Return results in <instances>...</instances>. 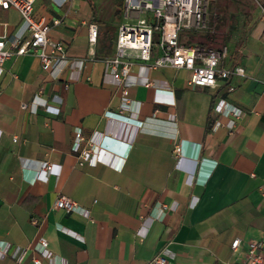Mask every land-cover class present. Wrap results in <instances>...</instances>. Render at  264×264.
I'll return each instance as SVG.
<instances>
[{
    "label": "crops",
    "instance_id": "obj_1",
    "mask_svg": "<svg viewBox=\"0 0 264 264\" xmlns=\"http://www.w3.org/2000/svg\"><path fill=\"white\" fill-rule=\"evenodd\" d=\"M33 13L64 45L67 63L56 76L32 54L0 67V264H148L156 255L169 264H240L245 242L264 243V0H209L200 32L212 48L227 46L224 66H242L244 77L193 87L186 70L163 67L146 87L134 71L136 120L104 117L120 104L103 60L129 21L123 1L37 0ZM2 36L29 37L14 9L0 7ZM154 88L171 91L173 104L155 103ZM219 99L241 114L216 113ZM76 129L81 148L90 141L101 150V163L79 165ZM45 162L54 167L44 181ZM59 196L76 209H54Z\"/></svg>",
    "mask_w": 264,
    "mask_h": 264
},
{
    "label": "built area",
    "instance_id": "obj_2",
    "mask_svg": "<svg viewBox=\"0 0 264 264\" xmlns=\"http://www.w3.org/2000/svg\"><path fill=\"white\" fill-rule=\"evenodd\" d=\"M37 0H0L2 9H14L20 17L24 30L29 37L23 41L19 38L12 40L0 37V67L4 61L12 57L25 54L35 55L44 71L51 74L59 73L67 63L65 48L61 42L48 37L51 26L34 17L33 9ZM209 0H123V14L129 20L118 27L115 42V54L112 58L103 60L105 72L108 73L113 84L119 89L120 104L117 113L106 112L104 117H125L136 120L140 103L129 97L130 83L128 79L143 71L142 85L153 87L149 73L154 69L170 67L183 69L189 73L187 84L193 87L215 88L218 81H227L231 76L244 77V68L240 65L225 67L228 57L227 46L219 49L200 45L187 44L181 40L184 33L203 32L208 27L206 18ZM58 20L53 21L57 25ZM157 32L158 40L154 41ZM97 27L89 25L88 41L91 46L96 43ZM55 73V76H56ZM233 86L228 90L232 91ZM157 104L170 105L173 100L169 98L171 91L154 88ZM159 94H165L167 99H160ZM50 110V107L46 108ZM57 110V109H56ZM214 111L219 114L241 113L235 109H228L223 99L214 105ZM129 113V116L124 115ZM141 125V122H140ZM84 141L81 130L76 129L72 143V150L78 153L79 165L88 163L96 165L101 163V150L88 142L86 148H81ZM180 146L174 152L179 155ZM53 165L42 163L38 178L47 179L53 172ZM264 195V188L261 190ZM77 203L67 197L59 196L53 203L54 209H63L71 212L76 209ZM165 208V207H163ZM35 222V220H33ZM241 245L240 239L231 242V250L236 253ZM47 242L41 239L39 247L43 251ZM0 247V256H1ZM46 253V251H45ZM264 261V243L261 240L245 242V251L240 264H262ZM38 264V260H34ZM148 264H169L162 255L154 256Z\"/></svg>",
    "mask_w": 264,
    "mask_h": 264
},
{
    "label": "rangeland",
    "instance_id": "obj_3",
    "mask_svg": "<svg viewBox=\"0 0 264 264\" xmlns=\"http://www.w3.org/2000/svg\"><path fill=\"white\" fill-rule=\"evenodd\" d=\"M117 1H119V0H117ZM118 17L119 18L117 19V23H118V21H121L122 22L124 20L122 13H121V16H118ZM208 21H209V19H208ZM117 23H113L114 24L113 26L116 27V24ZM210 23H211V21H210ZM204 32H202V33H204ZM153 40L154 41H157L158 40V34H157V32L154 33ZM182 40L185 41L186 39L183 38ZM198 42H204V43L206 42V44H208L206 46H208V47L209 46L215 47L214 43L207 42L206 39H205V35L204 34H201L200 32L188 35V39H187V42H186L187 44H195V43H198Z\"/></svg>",
    "mask_w": 264,
    "mask_h": 264
},
{
    "label": "water",
    "instance_id": "obj_4",
    "mask_svg": "<svg viewBox=\"0 0 264 264\" xmlns=\"http://www.w3.org/2000/svg\"><path fill=\"white\" fill-rule=\"evenodd\" d=\"M108 144H109V145H112V144H113V142L109 140V141H108ZM108 144H107V145H108Z\"/></svg>",
    "mask_w": 264,
    "mask_h": 264
},
{
    "label": "trees",
    "instance_id": "obj_5",
    "mask_svg": "<svg viewBox=\"0 0 264 264\" xmlns=\"http://www.w3.org/2000/svg\"><path fill=\"white\" fill-rule=\"evenodd\" d=\"M200 45H203V44H200Z\"/></svg>",
    "mask_w": 264,
    "mask_h": 264
}]
</instances>
